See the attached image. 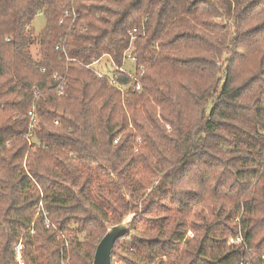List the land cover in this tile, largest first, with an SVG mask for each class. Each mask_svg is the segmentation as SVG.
Wrapping results in <instances>:
<instances>
[{
  "label": "trees",
  "instance_id": "obj_1",
  "mask_svg": "<svg viewBox=\"0 0 264 264\" xmlns=\"http://www.w3.org/2000/svg\"><path fill=\"white\" fill-rule=\"evenodd\" d=\"M128 214L112 264H264V0H0V264H92Z\"/></svg>",
  "mask_w": 264,
  "mask_h": 264
},
{
  "label": "built area",
  "instance_id": "obj_2",
  "mask_svg": "<svg viewBox=\"0 0 264 264\" xmlns=\"http://www.w3.org/2000/svg\"><path fill=\"white\" fill-rule=\"evenodd\" d=\"M64 43L58 44L56 46V49L61 50L62 48H64ZM132 48L133 47H130L125 52L124 58L126 61H131V62L136 63L137 57L133 54V52L131 50ZM105 57H107V56H105ZM108 59L111 60V58H107L105 61L106 63H104L102 65H99L100 62L103 61L102 59H100V60H96L95 62H93L90 65H86V67L94 70L99 78L108 77L110 79L111 83L116 87H120V83H119L118 79H119V74L121 72L127 73V74L131 75L132 77L136 78V75L132 74L130 71H126L124 69V67H118L114 62H111L112 60L110 61ZM108 61H110V64ZM141 68H142V66H139V69H141ZM65 77L66 76H61L58 73L54 74V78L58 80V84L56 85V89L58 90L59 94H62L64 89H65V83H66ZM137 89H140V86H137ZM37 95H39V93H37ZM29 117H30V127L32 128L38 121V114H37V109H36L35 103H34V106L29 110ZM55 124H59V120L55 121ZM31 136H32V132H29L27 134V138L30 139ZM46 225L48 227L53 226L56 229V226L48 218L46 219ZM32 232H34V231H32ZM191 235H192V233H191ZM58 238L61 239L62 241H65V243L63 244V253H64V250H68V247H69L68 238H67L66 234L63 233L62 231H60ZM228 244H245V240H244L243 236L240 235L238 237H232L228 241ZM22 249H23V244H22V242H20L16 248V260L19 264H24V260H23V256H22ZM250 256H253V254H251ZM61 264H69L68 257L65 258V256H63ZM240 264H248V261L246 259H243L240 262Z\"/></svg>",
  "mask_w": 264,
  "mask_h": 264
},
{
  "label": "water",
  "instance_id": "obj_3",
  "mask_svg": "<svg viewBox=\"0 0 264 264\" xmlns=\"http://www.w3.org/2000/svg\"><path fill=\"white\" fill-rule=\"evenodd\" d=\"M134 215L126 216L124 220L108 228L97 244L92 264H112V253L116 241L128 233Z\"/></svg>",
  "mask_w": 264,
  "mask_h": 264
},
{
  "label": "rangeland",
  "instance_id": "obj_4",
  "mask_svg": "<svg viewBox=\"0 0 264 264\" xmlns=\"http://www.w3.org/2000/svg\"><path fill=\"white\" fill-rule=\"evenodd\" d=\"M217 20L219 22H222L223 21L221 18H217ZM46 23H47V18L43 14L38 15L36 17V19L34 20V22H33V37L35 38V42L33 44H31V46H30V54H31L32 58L35 61H40L41 58H42L40 38H41V33H42L43 29L46 26ZM131 50L133 52L134 47ZM106 59H107V57L104 56L102 58L103 61L100 62L99 65H102V64L106 63L105 62ZM124 69L126 71H130L132 74L136 75V72H135V70H136V63L131 62V61H126V64L124 66ZM167 128L169 130H172V127L171 126H168L167 125ZM131 215H134V214H128V216H130V217H131ZM112 225L113 224H109L108 227H107V230ZM191 233L192 232L189 233V236H192L193 235V234L191 235ZM20 242H22V240H20L19 243ZM22 243L24 244V241ZM68 260H69V264H74L73 259L71 258V252H70V255L68 256ZM115 264H125V263L122 262V261H120V260H115Z\"/></svg>",
  "mask_w": 264,
  "mask_h": 264
}]
</instances>
